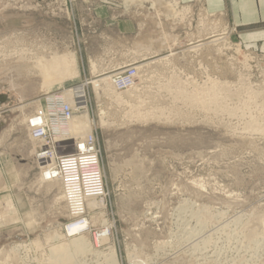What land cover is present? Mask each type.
Here are the masks:
<instances>
[{
	"label": "rangeland",
	"instance_id": "374dc122",
	"mask_svg": "<svg viewBox=\"0 0 264 264\" xmlns=\"http://www.w3.org/2000/svg\"><path fill=\"white\" fill-rule=\"evenodd\" d=\"M160 1L0 0V264H100L110 249L117 264H264V22ZM61 56L75 66L43 77L37 60ZM127 65L136 84L117 92L109 73ZM68 90L87 100L72 120L89 118L70 153L92 132L105 196L87 211L91 252L51 256L73 236L27 123Z\"/></svg>",
	"mask_w": 264,
	"mask_h": 264
},
{
	"label": "built area",
	"instance_id": "2783aa9c",
	"mask_svg": "<svg viewBox=\"0 0 264 264\" xmlns=\"http://www.w3.org/2000/svg\"><path fill=\"white\" fill-rule=\"evenodd\" d=\"M109 81L117 92L132 89L138 78V69L127 65L109 73ZM86 98L71 90L43 96L40 107L28 119L30 137L39 144L35 155L45 181H57L67 209L68 224L64 232L84 224L72 236L83 235L88 230L87 202L99 203L105 196L104 176L100 152L92 132L75 141V151L70 153V123L75 110H85ZM1 220V216H0ZM86 224V225H85Z\"/></svg>",
	"mask_w": 264,
	"mask_h": 264
},
{
	"label": "bare ground",
	"instance_id": "6f19581e",
	"mask_svg": "<svg viewBox=\"0 0 264 264\" xmlns=\"http://www.w3.org/2000/svg\"><path fill=\"white\" fill-rule=\"evenodd\" d=\"M146 1H151L149 3L150 8H153L155 3L159 4L161 2L160 0H146ZM37 63H38L37 68L40 70V72H42L43 77H45L46 79H48V77L51 75V73H48V74L46 73V69L47 70L55 69L56 67L60 66V64H63V63L66 64V66L68 68H71V66L72 67L75 66V60H74L73 56L53 57L49 61H44L42 59H39V60H37ZM48 82L45 81L44 85L49 84ZM93 83H94V89L96 91L99 84H97L95 82H93ZM72 90L74 92H77V93H82L81 87H77V88L72 89ZM79 111H81V110L79 109ZM69 128H70V131L74 137H78V136L83 135V133L86 130H89V118H88L87 113L86 112L83 113V115L80 116V118H78V120H72ZM43 180H45V177H43ZM51 183H57V181H52ZM87 206H88V208L92 209L93 206H94V208H97V206H99V205H98L97 201L92 199V200L87 202ZM82 227H84V224L81 226H77L76 228H73L70 231L69 235H72L73 233L78 232V230H80ZM54 240H55V238H54ZM90 247L91 246H90L89 242L85 239L84 234L83 235H77V236H73L72 238H70V240H68L67 243L61 244L60 246L58 245L57 247L52 248V255H55L57 252H60V253L72 252L71 253L72 256L73 255H77V256L79 255L80 256L84 253H90L91 252ZM91 255H93V254H91ZM102 258H103V261L100 264H117L116 253L112 249H110L109 252H107L105 255H103Z\"/></svg>",
	"mask_w": 264,
	"mask_h": 264
},
{
	"label": "crops",
	"instance_id": "0c3cea01",
	"mask_svg": "<svg viewBox=\"0 0 264 264\" xmlns=\"http://www.w3.org/2000/svg\"><path fill=\"white\" fill-rule=\"evenodd\" d=\"M184 3L197 1L204 9L212 14L225 13L241 26L258 25L264 22V0H182ZM107 15L105 8L99 11ZM120 30L121 26L118 25ZM118 32L120 33V31ZM119 39V38H118ZM52 256V249L50 250Z\"/></svg>",
	"mask_w": 264,
	"mask_h": 264
}]
</instances>
